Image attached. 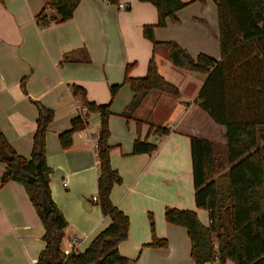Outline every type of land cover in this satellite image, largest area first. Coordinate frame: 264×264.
Listing matches in <instances>:
<instances>
[{
  "label": "crops",
  "instance_id": "crops-1",
  "mask_svg": "<svg viewBox=\"0 0 264 264\" xmlns=\"http://www.w3.org/2000/svg\"><path fill=\"white\" fill-rule=\"evenodd\" d=\"M123 1L128 4L125 10L105 0H81L71 19L39 28L37 17L46 0H0V131L19 156L29 159L38 116L34 103L53 111L45 157L51 198L67 222L60 251L83 252L110 219L95 203L99 114H88L86 127L73 133L68 149L59 144V134L86 114L69 86L84 88L89 102L105 104L109 88L123 82L128 65L131 78H142L153 59L159 74L179 90V97L151 91L126 120L120 116L132 99L126 84L110 107L109 158L121 179L113 186L110 201L129 219L127 238L117 250L128 264H194L186 229L167 223L164 212L191 210L203 226L209 225L208 213L194 203L190 138L225 146L224 128L197 100L207 76L174 67L162 43L174 42L194 59L203 54L220 60L216 7L211 0L188 4L177 12V23L167 20L164 28H154V45L142 30L156 24L155 7ZM150 126L167 128L169 133L158 136ZM138 138L156 145V150L133 155ZM4 169L0 163V177ZM149 216L156 237L165 239L166 247L148 246ZM43 233L24 187L0 183V264H35L45 245Z\"/></svg>",
  "mask_w": 264,
  "mask_h": 264
},
{
  "label": "trees",
  "instance_id": "trees-1",
  "mask_svg": "<svg viewBox=\"0 0 264 264\" xmlns=\"http://www.w3.org/2000/svg\"><path fill=\"white\" fill-rule=\"evenodd\" d=\"M81 0H46L37 17L39 28L59 24L72 18ZM117 5L123 0H105ZM150 3L157 12L155 25L143 27V37L156 45L154 28H164L167 20L177 23V12L190 3L205 0H137ZM217 11L220 60L200 54L195 59L174 42H164L172 65L206 75L198 93L200 108L217 125L224 128L225 146L199 137L190 138L194 203L208 213L209 225L203 226L194 211L166 208L167 223L183 227L190 241L194 264H264V0H211ZM52 12L54 16H49ZM132 65L125 70L123 82L111 86L105 104L89 102L84 88L72 84L71 93L81 101L86 114L71 121L69 130L58 136L63 150L71 145L72 135L86 127L88 114H99L96 139L97 197L95 203L110 224L83 252L65 255L60 244L67 227L63 215L53 202L49 189L50 169L45 157V136L54 113L39 103L30 158L19 156L0 131V163L5 164L1 185H22L43 226L44 248L35 264H128L117 246L127 238L129 219L110 201V192L121 179L112 169L109 152L108 119L111 103L123 85H129L132 99L120 114L128 120L151 91L174 98L179 90L167 82L151 59L146 75L131 78ZM137 122V126H140ZM158 136L167 128H153ZM156 145L138 138L132 154H151ZM149 247L164 248L165 239L157 238L149 216Z\"/></svg>",
  "mask_w": 264,
  "mask_h": 264
},
{
  "label": "built area",
  "instance_id": "built-area-1",
  "mask_svg": "<svg viewBox=\"0 0 264 264\" xmlns=\"http://www.w3.org/2000/svg\"><path fill=\"white\" fill-rule=\"evenodd\" d=\"M117 8L119 9V10H125V9H127L128 8V4H126L124 1H121V2H119L118 4H117ZM39 23H41V21H39L38 22V24ZM85 112H86V110H85ZM82 116V115H81ZM64 187H66V185H67V183H63L62 184Z\"/></svg>",
  "mask_w": 264,
  "mask_h": 264
}]
</instances>
